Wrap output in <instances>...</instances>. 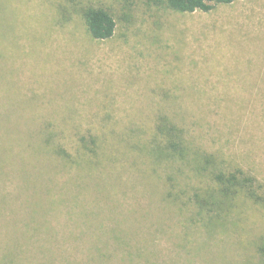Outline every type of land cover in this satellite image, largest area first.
<instances>
[{"label":"rangeland","instance_id":"rangeland-1","mask_svg":"<svg viewBox=\"0 0 264 264\" xmlns=\"http://www.w3.org/2000/svg\"><path fill=\"white\" fill-rule=\"evenodd\" d=\"M60 1L6 0L5 9L0 0V257L264 264L262 206L240 198L224 228H204L188 194L211 185L208 174L154 164L137 150L153 143L165 115L192 152L242 169L264 194V0L192 13L148 0H84L116 21L104 41L77 18L58 23ZM87 134L98 157L78 153ZM48 135L52 144H43ZM86 158L88 168L75 165Z\"/></svg>","mask_w":264,"mask_h":264},{"label":"trees","instance_id":"trees-1","mask_svg":"<svg viewBox=\"0 0 264 264\" xmlns=\"http://www.w3.org/2000/svg\"><path fill=\"white\" fill-rule=\"evenodd\" d=\"M5 9L6 0H3ZM123 1V0H122ZM128 1V0H127ZM153 4H163L166 8L177 13H192L195 11L209 12L215 5L230 4L236 0H148ZM56 21L62 25L69 23L74 19H79L85 28L89 38L96 41L111 39L116 30V21L108 9L95 5L84 0H61L57 5ZM51 135H48L43 144H52ZM153 143L149 146L141 147L137 150L154 164L161 163H187L192 165V169L199 175L204 176L207 173L211 180V185L206 188H193L188 194V201L194 205L195 216L204 228H224V220L231 214L234 207H237L240 198L249 200L256 205L264 208V194L261 185L257 179L248 175L242 169L234 168L232 170L221 169L214 158V155L204 152H192L189 143L185 139L184 130L173 123L165 115H159L152 131ZM80 155L98 157L97 139L91 134L87 137H79ZM134 147V146H133ZM30 148V147H29ZM41 150H44L41 148ZM55 154L68 162L71 156L61 148L53 147ZM91 158V157H89ZM78 159V158H77ZM75 161V165L82 170L88 168L87 160ZM169 180V178H168ZM175 194L171 190L166 191L164 198L173 199ZM176 200V199H175ZM175 200L173 202H175ZM115 231V230H114ZM215 233V232H214ZM213 233V234H214ZM212 233L206 235L210 238ZM115 245V250L120 246L118 234L113 232L110 238ZM134 250L138 249L133 248ZM259 254L264 257V242L258 247ZM261 257V258H262ZM125 259V257H123ZM15 255L6 253L0 257V264H15Z\"/></svg>","mask_w":264,"mask_h":264}]
</instances>
